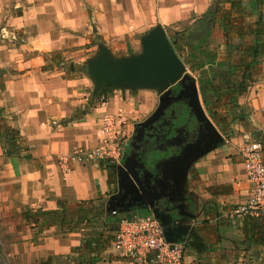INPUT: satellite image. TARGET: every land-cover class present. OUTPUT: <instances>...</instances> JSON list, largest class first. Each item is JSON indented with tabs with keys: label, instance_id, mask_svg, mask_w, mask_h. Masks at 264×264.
<instances>
[{
	"label": "crops",
	"instance_id": "1",
	"mask_svg": "<svg viewBox=\"0 0 264 264\" xmlns=\"http://www.w3.org/2000/svg\"><path fill=\"white\" fill-rule=\"evenodd\" d=\"M214 1L0 0V106L23 144L17 157L0 146V199L17 215V239L27 261L132 264L113 248L117 223L107 221L112 192L104 161H72L67 167L60 160L99 145L105 114L119 122L132 116L123 90L111 91L105 102L93 98V83L78 67L81 55L93 50L94 41L115 38H128L139 52L136 37L157 24L183 30ZM212 38L226 47L219 24ZM231 41L237 50L220 57L237 63L250 38L234 35ZM238 104L243 116L237 133L197 160L186 182L196 204L190 211L197 215L183 242L186 264H264V212H234L252 195L242 148L255 140L264 145V56ZM82 201L88 203L80 206Z\"/></svg>",
	"mask_w": 264,
	"mask_h": 264
},
{
	"label": "water",
	"instance_id": "2",
	"mask_svg": "<svg viewBox=\"0 0 264 264\" xmlns=\"http://www.w3.org/2000/svg\"><path fill=\"white\" fill-rule=\"evenodd\" d=\"M141 50L123 56H115L103 42L98 51L82 67V72L93 83V93L103 95L106 90H153L161 94L160 103L153 115L144 122L135 124L145 126L152 122L170 99L168 94L175 85L181 87L180 95L190 96V104L198 118L204 123L205 130L200 133L193 148V158L184 169V189L176 195L156 192L149 183L146 186L134 173L132 157L124 156L123 163H113L118 169V190L110 195L106 203L107 212L130 213L132 207L145 208L160 221L169 242H185L189 233L190 220L197 218L190 211L192 201L186 193V182L191 164L204 157L226 142L224 135L211 120L202 99L198 80L187 73V68L170 41L167 29L157 24L141 38ZM136 131V130H135ZM163 188H167L165 182ZM173 185V184H172ZM173 186H176L175 184ZM178 188V187H177ZM165 204L163 208L157 206ZM196 206L193 201V207Z\"/></svg>",
	"mask_w": 264,
	"mask_h": 264
},
{
	"label": "trees",
	"instance_id": "3",
	"mask_svg": "<svg viewBox=\"0 0 264 264\" xmlns=\"http://www.w3.org/2000/svg\"><path fill=\"white\" fill-rule=\"evenodd\" d=\"M263 10L264 0H215L209 11L203 14L195 24L183 30H167V32L169 31L170 41L180 57V51H184L186 48L193 50L189 55L193 54V61H199L198 64L193 65V68H200L205 73L199 78L204 105L210 117L225 135L228 133L227 117L220 115L216 105L227 98L226 100L229 101L230 106L240 109L238 98L247 91L249 84L254 80L260 58L264 56ZM252 16H256L255 21H249V17ZM217 24L223 28L227 48L232 52L237 50L238 47L237 44L231 41L234 35L240 38H250V42L242 53L239 62L233 63L230 56L219 59L216 52L207 48V43L212 38L213 29ZM196 51L205 58L201 59ZM1 77L2 71H0V80ZM216 81H218V84H216ZM109 93L111 91L102 96L94 94L93 98L105 102L108 100ZM20 138L18 129L7 123L5 109L0 106V141L9 144V147L5 144L3 146L5 154L11 156L10 147L13 145L18 146ZM86 203L88 202L82 201L80 206ZM43 214H46V212H43ZM113 214L107 216V221L117 223L116 230H118L122 214L132 215L128 212ZM138 214L145 215L149 212L144 210ZM61 216L63 224L67 216L65 211L61 212ZM50 260L37 264H50Z\"/></svg>",
	"mask_w": 264,
	"mask_h": 264
},
{
	"label": "built area",
	"instance_id": "4",
	"mask_svg": "<svg viewBox=\"0 0 264 264\" xmlns=\"http://www.w3.org/2000/svg\"><path fill=\"white\" fill-rule=\"evenodd\" d=\"M264 110V109H263ZM121 123L111 114L102 118V136L94 148H78L60 157L68 167L72 161L120 163L123 158L124 133ZM242 159L251 197L234 212L247 214L264 212V150L260 141H249L242 148ZM114 214L119 212H113ZM113 248L118 255L132 264H186V247L183 242H169L164 228L152 213L122 214Z\"/></svg>",
	"mask_w": 264,
	"mask_h": 264
},
{
	"label": "flooded vegetation",
	"instance_id": "5",
	"mask_svg": "<svg viewBox=\"0 0 264 264\" xmlns=\"http://www.w3.org/2000/svg\"><path fill=\"white\" fill-rule=\"evenodd\" d=\"M180 91L179 85L171 88L167 95L170 100L152 122L138 126L137 129L134 125V131L127 138L123 150V158L132 157L134 173L143 184L146 186L149 183L156 188V192L164 195H176L181 188L184 189V169L195 154L196 149L193 148V144L205 130L204 123L198 118L189 102L190 96L180 95ZM157 96L158 102L155 108L135 124L144 122L153 115L160 103L161 94ZM123 158L120 163L124 162ZM192 169L193 163L185 180L188 179ZM112 171L116 176L117 184L119 169L112 165ZM163 182L167 188H163ZM157 206L163 208L165 204L159 203ZM144 210L147 209L132 207L129 212Z\"/></svg>",
	"mask_w": 264,
	"mask_h": 264
},
{
	"label": "rangeland",
	"instance_id": "6",
	"mask_svg": "<svg viewBox=\"0 0 264 264\" xmlns=\"http://www.w3.org/2000/svg\"><path fill=\"white\" fill-rule=\"evenodd\" d=\"M169 28L170 27H168L167 30H172V28L170 29ZM140 38L141 36L136 37V40L138 41V47L136 48L137 51L141 50ZM101 42L105 43L112 50L115 56L129 55L135 52V49L131 47L128 38H115V39H109V41L98 39L97 41H94L92 43V46H94L92 51L90 52L86 51L84 54L81 55L84 57V60H82V64L80 66L78 65V67H80L81 70L82 67L86 65V62L89 59V57L93 56L98 51V44ZM126 45L127 47L121 48ZM207 48H209L213 52H216L220 59L226 58V57H220V55L223 56V54L226 52V50L228 49L227 45L225 48H223L222 43H219L217 39L211 38L207 43ZM192 52L193 50L191 51L190 49L186 48L184 51H180V54L182 60L186 65L187 68L186 72L194 76L199 83L200 76L205 75V73L200 68L197 69L193 68V65L195 66V63L198 64L199 61H195V60L193 61V54L189 55V53ZM198 54L201 57V59L205 58L199 52ZM71 61L72 60H70V63ZM218 81H216V84H218ZM114 90L115 89L113 88L110 89L109 91H114ZM122 92L124 97L130 99L132 102L131 104L132 116H126L125 120L121 123L122 131L125 135L124 142H126L127 138L134 131L135 122L142 120L146 115L149 114V112H151L155 108L158 102V96H157L158 94L156 91L146 90V89L134 90V91L123 90ZM226 99L216 106L220 115H222V117L224 116L227 117L226 119L227 127L229 128L228 133L225 135L221 131V129L216 125L215 121L211 117L210 118L215 123L217 128L221 131V133L224 135L227 142L228 140L230 141L231 136L237 133V129H238L237 124L239 121H241L239 120V118L243 115H239L238 109L236 107L230 106L229 101H226ZM19 142L20 140L18 141V143ZM4 144L7 147H9V144L7 142L3 143L0 141L1 147H3ZM18 146L15 147V145H13L12 147H10L11 148L10 157H17L20 154V151H22L23 149V144H18ZM112 165H113L112 162L106 161L104 162L103 166L109 175V180L111 183L110 192H115L117 190V184H116V176L112 171ZM3 206H4L3 200L0 199V264H33L27 261L28 260L27 257L24 256V253H27L25 252L26 249L23 248V251H21L19 240L17 239L19 237L18 234L20 230V229H16L17 226L19 225L16 224L17 215H15L12 210H8V211L5 210ZM130 213L136 214L139 212H130ZM21 253H23L22 256Z\"/></svg>",
	"mask_w": 264,
	"mask_h": 264
}]
</instances>
